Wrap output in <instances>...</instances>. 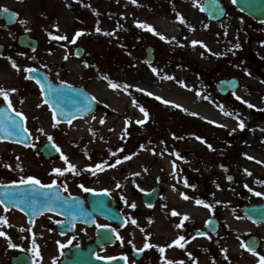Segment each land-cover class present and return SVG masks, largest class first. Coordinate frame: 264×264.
Segmentation results:
<instances>
[{
	"label": "rangeland",
	"instance_id": "rangeland-1",
	"mask_svg": "<svg viewBox=\"0 0 264 264\" xmlns=\"http://www.w3.org/2000/svg\"><path fill=\"white\" fill-rule=\"evenodd\" d=\"M9 1L0 0V11L4 8L15 11L18 14V21L13 27H6L0 21V49H3L0 52V86L5 90L13 88L17 90L14 93L10 92L9 99L13 108L27 116L26 121L33 137V144L32 148L27 149L11 147L0 142V184L19 182L22 176H35L42 183L57 180L66 185L67 194L86 195L89 192H84L79 187L83 184L94 192L108 190L110 195L121 203L123 209L134 210L130 205L135 203V210L143 209L147 212L141 207L142 194L162 185L164 196L169 197L170 190L177 194L186 193L190 187L189 182L184 183L187 177L184 175L187 174L177 170L176 165L174 169L166 168L164 165L159 167L158 154L149 156L139 152L141 149L139 141L146 142L147 145L156 136H166L171 140V145H176L177 148L186 145L190 146L193 152L206 151L214 156V165L208 172V177L210 175L213 184L214 197H247L252 202L264 201V196L258 197L254 194L257 191L264 193V183L259 182L248 187L242 180L245 169L257 167L264 171V75L257 67L252 70L243 67L241 71H238L242 87L226 97L219 95L210 81L211 78L223 79L230 73L237 72L236 65H226L227 60L232 61V58H228V52H231L230 45H233L235 41L239 39L250 41L252 36L248 31L241 34L235 27L222 21H209L207 15L201 10L202 0H198L200 7H197V0H137V4H132L131 0H79V2L71 0L70 3H66L65 0ZM228 1L224 0L225 3H229ZM31 6L39 8L43 20L33 19L29 12V9H32ZM164 9H168L169 13L177 18L179 28L184 32L183 40L204 30L214 34L215 39L211 42L207 53L201 51L198 46L200 44H197L194 49H187L177 42L178 40H172L169 43L153 32L137 26V22H140L139 17L147 12L145 23L157 30L152 17L162 13ZM109 13L117 15L112 17ZM178 14L183 15L187 23H181ZM21 20H26L27 24H22ZM97 26L102 29L101 32H96ZM77 31L85 32V35L75 43L84 48V56L81 59L76 58L75 63L71 64L74 68L69 69L65 75L55 72L59 74L58 78H64L72 85H84L91 95L96 97L98 111L93 115L95 119L91 116L73 122L71 125L59 123L54 127L56 121L53 115L42 104L38 92L30 86V80L26 78L28 73L25 71L29 67L34 69L50 67L54 53L45 50V47L35 53L20 49L14 38L21 34H29L44 43L49 41L71 43ZM104 32H112L114 35H104ZM49 33L67 35L69 40H53ZM196 40L205 41L206 37L198 36ZM147 47L154 48L155 60L152 64L145 61L144 51ZM56 50L61 51V49ZM255 51L257 55L262 56L264 66V47ZM8 57L16 62L20 71L12 67ZM122 63H126L129 69L139 67L155 79L163 78L165 75L176 78L177 72L182 71L185 75L184 86L191 87L196 96L212 104L224 118L231 122L222 124L218 120L205 119L203 115H191L189 111L170 107L157 99L130 95L128 101L134 105L135 100L137 104L142 105L149 112V117L143 125L137 124V120H144L145 117L135 106L138 116H134L130 124L128 121H121L123 131L119 137V143L111 144L113 135H105L103 132L107 119H103L105 122L101 124L98 116L105 114L109 117L114 114L117 116V114L111 99L102 94L98 82L102 81L109 85L103 78L105 76L111 80L122 81L123 77L118 75V68ZM152 67L159 70L160 76L152 72ZM51 71L54 72L53 69ZM237 97L243 102H238ZM2 102L8 104V101L0 96V103ZM246 102L255 107H249ZM221 105L234 115H224L220 109ZM235 115H239L244 120L243 130L239 128ZM117 117V120H121L120 116ZM168 125L172 128L168 129ZM218 125H225V127ZM41 128L43 132L39 131ZM125 128H127L126 135ZM49 136L69 157L70 162L77 166L79 175L66 172L64 176H59L54 173L55 168H67L60 154L58 159L50 162L39 156L36 149L43 143H52L48 139ZM197 136L207 143L197 140ZM207 144H211L212 148L210 149ZM121 148H123L122 152ZM112 152H115L116 156H113ZM253 154L258 156L257 166L248 159L249 156L253 157ZM127 156H131L132 159L126 160ZM117 159L122 162L115 167H110ZM105 161L107 164L104 171H97L95 175L85 171ZM124 165L130 168H143L146 171L154 167H159L160 170L156 175L143 180L142 188L137 185L134 178L127 179L123 185L120 184V177L123 175L106 180L101 178L104 172L113 171L116 174ZM185 172H191V169ZM229 175L235 178L232 184L228 182ZM157 210L156 208L148 213L157 216ZM0 230H2L1 225Z\"/></svg>",
	"mask_w": 264,
	"mask_h": 264
},
{
	"label": "flooded vegetation",
	"instance_id": "flooded-vegetation-1",
	"mask_svg": "<svg viewBox=\"0 0 264 264\" xmlns=\"http://www.w3.org/2000/svg\"><path fill=\"white\" fill-rule=\"evenodd\" d=\"M223 22L235 27L241 34L248 31L252 36L250 41L239 39L230 45L231 52H228V58H232V61L227 60L226 65H236L237 72L230 73L231 75L223 79L236 77L240 80L238 71H241L243 67H248V70L257 67L264 75L263 58L255 51L264 47V23H255L253 19L241 13L233 5L232 0L226 5V16ZM236 45L240 47L237 48ZM43 47L54 55L50 67L43 66L38 69L48 73L56 83L66 82L64 78H58L59 74L56 72L65 75L69 69L74 68L71 64H74L77 58L76 48L81 46L68 41H49V43L38 41L37 51ZM65 55L68 56L67 60L64 58ZM52 69L54 72L51 71ZM30 86L38 92L42 101V92L38 84L32 80ZM170 128H172L171 125L168 126V129ZM11 147L21 148L20 146ZM37 153L43 159L42 155ZM175 153H179V156ZM159 155L160 158H166L164 165L165 163L174 167L176 165L177 170L187 174L185 180L190 183V187L188 192L183 194L190 199L185 200L178 194L165 197L162 193L153 207H147L141 202V207L147 212L143 209H123L118 202L119 213L123 216L120 222L104 218L101 216L104 212L100 210L94 213L91 226L76 223L72 232H68V220L59 215L45 213L30 224L28 217L21 212L14 209L5 211L0 205V217L7 216L9 221L8 225H1V229L11 237V243L17 245L16 248H12L9 246L8 239L1 237L0 264H12L13 259L18 260L17 264H28V262L36 264L37 258L33 255L32 243L34 234L36 243L40 246L42 256L40 264H164L165 258L172 260L175 264L179 261H183L184 264H259V257L253 255L243 245L249 244L255 252L264 255V222L249 217L250 215L257 218L264 214V211L249 212L245 211L244 207L261 205L264 201L252 202L247 197H214L212 180L210 175L208 177V172L214 165V156L206 151L193 152L190 146L177 148L176 145H172L168 151ZM189 166L192 170L186 173ZM53 181L58 182L52 180L46 184H51ZM58 183L64 191V184ZM196 199L213 205V210L197 205ZM156 208L157 216L148 213ZM172 210L187 214L190 219L183 221L182 215H171ZM89 219L90 216H88V223L91 222ZM133 219L137 221L139 227L131 223ZM210 219L212 224L208 225L206 222ZM181 222L184 223V227L177 228L176 225ZM64 224L65 235H62L57 227ZM97 225L107 227L98 228ZM112 228L116 229V232H112ZM199 232L207 234L198 235ZM117 233L123 238V243L117 238ZM180 235L185 236L188 241L186 247L168 248L167 245ZM193 236L195 239H192ZM146 243L165 247L166 251L161 254L158 247L145 248ZM61 245L65 247L61 249ZM138 249L144 250L140 252L137 251ZM224 249H227V259ZM189 252L192 253V258L188 256Z\"/></svg>",
	"mask_w": 264,
	"mask_h": 264
},
{
	"label": "snow or ice",
	"instance_id": "snow-or-ice-1",
	"mask_svg": "<svg viewBox=\"0 0 264 264\" xmlns=\"http://www.w3.org/2000/svg\"><path fill=\"white\" fill-rule=\"evenodd\" d=\"M77 2H79V0H77ZM131 3L132 4H137V0H131ZM233 3H236V0H233ZM70 6V5H69ZM197 7H200V4L198 3V0H197ZM203 10V8L201 9ZM3 11L5 13H7L9 10L7 8H4ZM98 14V13H97ZM9 19H13L12 17H9ZM178 19L181 23H187L185 18L183 17V15H179L178 14ZM22 24H27V21L26 20H21L20 21ZM137 26L142 28V29H145L147 31H151L153 32V34L155 35H158L160 36V39L162 40H166L168 41L169 43L172 42V40H175V37H172L171 40H169V38H167L166 36L162 35L161 33L157 32V30L150 24H147V23H143V22H137ZM118 27H120L118 25ZM57 30L58 29V26H57ZM102 29L97 26L96 27V32H101ZM50 36H52V39L53 40H69V37L67 35H52L51 33H49ZM85 35V32L83 31H77L75 34H74V37L71 39V43H76V41L81 37ZM104 35H108V36H111V35H114V33L112 32H104ZM197 44H202L204 47H207V45H204L202 41H192V45L193 47H195ZM237 48L240 47V45H236ZM77 55H79V52L76 53ZM66 60L68 59V56L65 55L64 57ZM8 59L11 61V65L13 68H15L17 71H20V68L19 66L16 64V62L14 60L11 59V57H8ZM33 59H35V57H33ZM151 67V65H150ZM152 72L155 73L157 76H160V72L157 68L155 67H152L151 68ZM25 71L29 74L28 76H26L27 79H33L34 77L31 75L32 73H35L37 70L34 69V68H26ZM104 79H106L108 81V84L111 88L113 89H121V88H124V89H127L129 87H132L131 85H122V84H118L114 81H112L111 79H109L108 77H103ZM164 79H168V80H173L175 79V77L173 76H167L165 75L163 77ZM36 83L38 85H40V90L41 92L45 93V98H44V101L43 103L44 104H49L50 101L47 97V93L45 92V86L44 84L41 83V81L39 79H36ZM62 84H65L66 87H71L70 85H67L66 82H61ZM138 91H141V92H146V94L148 96H154L155 94L150 92V91H147L146 89H142V88H138L137 89ZM17 90L15 88L13 89H10V90H5L4 87L0 86V96H3V98L5 100L8 101V108L12 109L13 112H15V115L20 117L23 121H26L27 120V116L21 112V111H17L15 108H13L12 106V103L9 99V94L10 92H16ZM53 92L59 96H63L64 94V89L63 88H56V89H53ZM197 95H200V93H197ZM238 99H240L239 97H237ZM91 101H95L96 100V97L95 96H92L91 98ZM155 99L157 100H161L165 105H168V104H172V106L176 107V108H182L183 106L180 105V104H175L174 102L172 101H169L167 99H163L162 97L160 96H155ZM205 99H207V97H205ZM134 103V106L138 107L139 110L143 113L145 119L144 120H137L136 123L137 124H140V125H143L147 118L149 117V112L142 106V105H139L135 102V100L133 101ZM248 103V102H246ZM38 106H41V105H38ZM248 106L249 107H255V105H252L251 103H248ZM220 109L221 111L224 113V115L226 116H233L234 114L232 112H229V111H226L224 109V107L221 105L220 106ZM185 112H188L189 110L188 109H183ZM52 111H53V119L56 121V123L53 125L54 127L58 126L59 123H60V120L57 119V112H56V108L54 106V102H53V106H52ZM88 111H91V103H89L88 105ZM61 114L66 118L67 120V123L69 125H71L72 123V119L74 117V114L71 113V112H68L66 110H62L61 111ZM191 115H198L197 113H190ZM235 118L237 119L238 121V126L241 130H243L245 128V122L243 119H241L239 117V115H235ZM92 119H95V116L92 117ZM105 121L103 119H101L100 123L103 124ZM211 123H216L215 121H210ZM128 123L130 124L131 121H128ZM0 125H3V130L4 132L8 135V136H11L12 133H13V130H16L18 131L19 133H25L27 132V129L25 127L24 124L22 123H19L17 120L15 119H12L11 117H8V120L5 121L4 119L0 118ZM219 127H225V125H218ZM39 131L43 132L44 130L41 128L39 129ZM124 134L126 135L127 134V128L124 129ZM93 135H95V133L93 132ZM27 137H25L26 139ZM123 139V136L121 137ZM0 139H4V137L0 136ZM49 141H52V147L60 152V155L61 157L63 158V160L65 161V164L67 165V168L66 169H61V168H55L54 169V173L56 175H59V176H64L66 174V172H71L72 174L74 175H79L80 172L78 171L77 169V166L73 163L70 162L69 160V157L67 155H65L63 153V151L60 149L59 145H57L55 143V141L53 140V138L51 136L48 137ZM197 140H202L201 137L197 136L196 137ZM202 142L204 143H207V141H203ZM207 146L211 149L212 148V145L211 144H207ZM141 147L143 148V145H141ZM111 151V150H110ZM120 151L122 152L123 151V148L120 149ZM113 156H116V153L115 152H112L111 153ZM175 155L179 156V153H175ZM126 160H130L132 159L131 156H127L125 157ZM248 159H254L253 157L249 156ZM122 161L120 159H117L115 164L113 165H110V167H115L116 165L120 164ZM107 164V162L105 161L104 163H101V164H97L95 165V167H91V168H87L85 169V171H89L91 172L93 175H95L97 173V171H104L105 170V165ZM9 167H11L9 165ZM245 171L248 173V175H252L251 172H249L247 169H245ZM137 175H139V173H137ZM185 184H187V181L185 180L184 181ZM261 183H264V181H262ZM19 184H23V185H33V186H39L41 189H49V190H54L58 187H60V185H58L55 181H53V183L51 184H44L41 182L40 179H38L37 177L35 176H27V177H20V180H19ZM16 186V182H13V185L12 186H9V185H3V184H0V188H10V187H14ZM119 187V185H117ZM80 188L83 189L84 192H94L93 189L91 188H88V187H85L83 184H80L79 185ZM250 191H252V189H249ZM64 191L65 192H68V188L66 185H64ZM104 194H109L110 193L108 192V190H104ZM256 196L260 197V196H264V193H261V192H255L254 193ZM44 197H45V202L43 203V205H41L38 201L36 200H31L29 201V205L30 207H32L34 209V212H33V215H37V214H40L41 212L43 211H55L56 210V206L60 203H63V204H68L69 201L67 199H65L64 197H62L61 195H59L58 193H55L53 194L52 192H44L43 193ZM183 199L187 200V199H190L189 196H187L186 194H183L181 193ZM4 196L7 198V199H0V205H3L4 206V209L5 211H8L10 210L9 209V204H12V205H15L17 207H19V204H22V203H25V200H20L19 201V204L17 203V200H16V193L13 192V191H5L4 192ZM79 198L78 197H71V200L72 201H76L78 200ZM125 203H127V201H125ZM195 203L197 205H203L205 208H208L210 210H213V205L211 204H208L206 203L204 200H201V199H196L195 200ZM71 206V205H69ZM130 207H132L133 209L136 208V204L135 203H132L130 205ZM21 211H24L23 208L20 209ZM171 215L173 216H183V221H188L190 219L189 215L187 214H181L179 213L178 211L176 210H172V213ZM9 221H8V218L7 216H3V217H0V225H8ZM30 223H34V220L30 221ZM57 223H62L61 221H57ZM132 224H136L137 227H139V225L137 224V221L135 219H133L131 221ZM208 225H211L212 224V220H208L206 222ZM98 228H105L107 226L105 225H97ZM177 228H183L184 227V223L181 222L179 224L176 225ZM112 232H116V229L112 228L111 229ZM207 233H204V232H199L198 235H206ZM0 237H5L6 239H8L9 241V246L12 247V248H16L17 245L14 244V243H11V237H9L7 235V233L5 231H2L0 230ZM117 238L121 240V243H123V238L119 236V233H117ZM210 238V237H209ZM192 239H195V236L192 237ZM188 241H186V238L185 236L183 235H180L177 239H175L174 241H172L170 244L167 245L168 248H171V247H174V246H178L179 248L183 249L186 247V243ZM32 243H33V255L35 258H37L36 260V264H40V260L42 259V256H41V252H40V246L36 243V239H35V234L33 235V238H32ZM131 243V241H130ZM65 247V245H61V249H63ZM133 247L135 248V245L133 244ZM153 247H158V250L161 254H163L166 249L165 247H159L157 245H153L151 243H146L145 244V248H153ZM243 247L245 249H247L249 252H252L253 255H257L259 257V264H264V255H260L258 252H255L253 247L249 244H244ZM144 249H138L137 251H140L142 252ZM224 252H225V258L227 259V249H224ZM188 256L190 258H192V253L189 252L188 253ZM100 259H103V257H98ZM109 259H114V258H109ZM123 259H127V257H123ZM164 264H175V262H173L172 260H168L167 258H165V262ZM178 264H184L183 261H179Z\"/></svg>",
	"mask_w": 264,
	"mask_h": 264
},
{
	"label": "bare ground",
	"instance_id": "bare-ground-1",
	"mask_svg": "<svg viewBox=\"0 0 264 264\" xmlns=\"http://www.w3.org/2000/svg\"><path fill=\"white\" fill-rule=\"evenodd\" d=\"M65 1L66 3L71 2V0ZM31 8L32 9H29V12L31 13V16L34 17L33 19L43 20V16L38 10L39 8L37 9L34 6H31ZM156 12L157 11H155V13ZM147 15V12H145L144 14L142 13V15L139 17L140 22L142 21L145 23L144 20H147ZM152 20L155 21V25L159 32L167 36L169 39L175 37V40H178L177 42H180L187 49L195 48L192 45L193 39L196 40L198 36H205L206 40L202 42L204 45H207V47H204L202 44L198 46L202 52L207 53L211 42L215 39L214 34H210L209 30H204L200 31L199 34L197 33V35L193 34L191 38L187 40H183L184 32L179 28L177 18L171 15L168 9H164L162 13L153 16ZM128 67L129 66H127L126 63H122L118 68V75L123 77L122 81H112L122 85H131L132 87H129L127 89H113L102 81L98 82L102 94L107 95L111 99L112 105L115 108V112L117 116H120L121 119L117 120L118 117L115 114L109 117H106L105 114H101L100 116H98L99 122L101 121V119H107L103 126V132H105V135H113L111 144L117 145L119 143L118 140L123 131V123L121 121H130L134 119V116H138L136 107L130 101H128V97L130 95H142L147 98L153 99H155V96H160L163 99L174 102L175 104L182 105L183 107L179 109H188L191 113L203 115L205 119L218 120L222 124H228L231 122L229 121V119L224 118L223 115L220 114L221 112L212 104L196 96L191 87L184 86L183 81L185 75L182 71L177 72L175 79L168 81L163 78H152L147 72L139 67H135L132 69H129ZM138 88L146 89L147 91H150L155 95L148 96L146 92L138 91ZM168 106L174 107L172 106V104H168ZM127 115H129V118H127ZM170 145L171 140L167 139L166 136H156V138L150 142V145L148 143V147L145 146L144 148H141L139 152L141 154H148L149 156L154 153L160 154L162 152L168 151ZM253 158L254 159H251V163L257 166L259 161L258 156L256 154H253ZM165 160L166 158L164 157L159 158L160 165L158 166L162 167ZM128 165L121 166L116 174H114L113 171L104 172L102 173L101 178L103 180H106L107 178L119 177L120 175H123L122 177H120V184L123 185L125 184V181L127 179L134 178L137 185L142 188L143 186L141 185V182L146 178H150L153 175H156L160 170L159 167H154L153 169H149L148 171H146L143 168H130L128 167ZM164 167L170 168L167 163H165ZM247 170L251 172L252 175H248V173L245 171L244 175L242 176L243 183L246 186L251 187L254 184L264 181V171L259 170L257 167H250ZM137 173H139V175H137Z\"/></svg>",
	"mask_w": 264,
	"mask_h": 264
},
{
	"label": "water",
	"instance_id": "water-1",
	"mask_svg": "<svg viewBox=\"0 0 264 264\" xmlns=\"http://www.w3.org/2000/svg\"><path fill=\"white\" fill-rule=\"evenodd\" d=\"M234 4L240 11L252 17L255 21L257 22L264 21V0H236V3ZM203 11L208 14V17L211 21L221 20L225 14L224 5L220 0H204ZM9 17H12L13 19L10 20ZM0 19L4 21L7 26H13L17 21V15L16 13L11 11H8L7 13L1 11ZM18 45L21 48H27L30 49L31 51H34L37 46V42L31 39L28 35H22L18 38ZM151 52H152L151 49L146 50V54H147L146 60L148 62H151V60H153V57L151 56ZM31 75L34 77L33 78L34 81H36V79H39L41 83L44 84L45 92L47 93V97L50 101V103L46 105L52 111V106L54 102V106L57 112V119L60 120V123H67L66 118L61 114L62 110H66L74 114L72 122L75 120H79L91 116L92 114L95 113L97 108L96 102L91 101L90 98L92 96L85 90L84 87L75 88L73 86L66 87L63 84H55L49 79V77L44 72H40V71H36ZM216 87H217V91L221 95L225 96L229 92H232L238 88V82L236 79H231L228 82L221 81L217 84ZM56 88L64 89L63 96H59L53 92V89ZM44 98H45V93H43V100ZM89 103H91V111H88ZM8 117H11L12 119L17 120L19 123L25 125V121H23L20 117L16 116L15 113H13L7 106L2 105L0 107V118L7 121ZM0 136L4 137V139H2L4 141H10L24 146L31 145V136L28 131L25 133H19L18 131L13 130L12 135L8 136L3 130V125H0ZM25 137L27 138L25 139ZM41 151L47 159L54 158L58 152L52 147V144L50 143L45 144L44 147L41 149ZM9 190L16 193V200L18 204L20 200H25V203L19 204V207L9 204V208H15L18 209L19 211H21L20 209L23 208L24 211L21 212L29 216L31 219L42 214L43 212H54L68 219L81 222L84 221V218L86 217V213H88L87 208L82 199L72 201L71 197L64 196L59 188H56L54 190H49V189H41L38 185L33 186V185L16 184V186L14 187L0 188V199H7L4 196V192ZM46 191L52 192L53 194L58 193L59 195L67 199L69 203L58 204L56 206L55 211H43L40 214L33 215L34 209L30 207L28 202L34 199L38 201L41 205H43V203L45 202V197L43 193ZM159 194H160V190L156 188L151 193L144 194L142 197L146 204L152 205L157 201ZM87 199L90 204V213H93L98 209L102 211H110L109 213L107 214L104 213L103 215L109 217L112 220L121 219V215L116 212V203L112 202L109 198V195L104 194V192H100V193L91 192L87 196ZM245 210L264 211V205L258 207H252V208H245ZM257 219L264 222V215L258 216ZM60 228L61 229L65 228V225L60 226L59 229ZM13 264H15V262Z\"/></svg>",
	"mask_w": 264,
	"mask_h": 264
}]
</instances>
